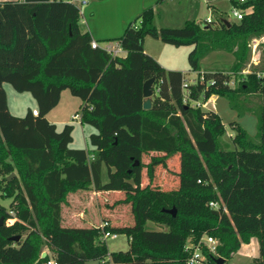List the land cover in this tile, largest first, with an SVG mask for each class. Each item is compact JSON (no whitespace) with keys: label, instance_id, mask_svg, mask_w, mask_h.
<instances>
[{"label":"trees","instance_id":"16d2710c","mask_svg":"<svg viewBox=\"0 0 264 264\" xmlns=\"http://www.w3.org/2000/svg\"><path fill=\"white\" fill-rule=\"evenodd\" d=\"M230 1L242 10L240 19H210L201 25L186 19L179 26L156 27L155 8L145 7L112 39L125 51L114 57L91 46L93 39L80 30V9L72 0L0 1V194L12 198L10 209L0 204V264H44L50 254L41 257L43 247L53 253L56 264H85L90 259L186 264V238L196 241L202 234L218 241L214 254L201 248L207 258L203 264H214L217 257L223 264L251 238L257 243L252 264H264V105L257 119V141L231 122L234 148L225 149L220 146L224 127L219 116L190 104L212 94L230 100L238 93L264 95V71L246 72L230 87V75L200 68L203 56L221 50L232 56L229 72L237 75L251 40L264 36V0ZM145 35L192 45L186 59L196 81L187 84L186 104L184 74L164 69L146 54ZM150 77V107L143 109L141 85ZM4 83L30 92L37 115L31 108L23 116L12 114ZM64 89L82 100L80 121L96 129L89 134L90 148L69 146L72 123L58 129L46 118ZM175 154L176 187L162 189L161 181L152 185L156 167H165ZM89 189L123 192L115 203L128 204L132 223L110 226L104 220L108 225L103 228L63 226L61 209L68 195ZM171 208L174 216L165 211ZM9 210L15 221L6 225ZM148 220L163 228L145 229ZM103 231L124 234L127 248L109 251L100 239ZM16 235L20 239L13 241Z\"/></svg>","mask_w":264,"mask_h":264},{"label":"rangeland","instance_id":"374dc122","mask_svg":"<svg viewBox=\"0 0 264 264\" xmlns=\"http://www.w3.org/2000/svg\"><path fill=\"white\" fill-rule=\"evenodd\" d=\"M75 1L79 3V0ZM195 1H197V3L192 6V10H190L191 3L189 0H163L156 2L151 5L155 8L153 24L156 27L179 26L184 20L192 19L194 22L201 25L204 23L203 19L206 16H209L214 23H217L221 19L227 22L236 21L231 14V9H236L237 7L234 6L230 0H212L209 5L203 0ZM85 8L87 7L83 5L82 13H84ZM188 11H190V13H188ZM86 15L85 13V16ZM83 17L82 15L80 16V29L84 28V23L82 22ZM148 37L151 38V36ZM152 39L156 38L152 37ZM151 46L153 48L152 50L157 54V62L161 67L162 64H164L166 66L185 68V70L180 71L178 69L163 67L166 70L180 71L184 74L187 82H190V79H196V75L187 68L188 61L186 59V54L191 49V44L173 45L158 39V42H153ZM200 62V68L203 70L219 69L225 74L230 75L228 85L230 87H235L237 81L241 79V75H244L246 72L254 69L257 73L261 74L264 71V36L256 41L251 40L247 61L237 75L230 74L229 66L232 62V56L224 51L214 50L208 52L203 56ZM4 89L7 94L10 112L13 114L22 116L29 108L37 105L36 100L28 91L18 92L9 83H4ZM201 102L203 103L201 108L214 111L223 124L224 134L220 137L221 148H234L230 139V136H232L234 132L230 127L231 122L243 128L253 140L257 141V119L264 105L263 94L259 92L248 94L238 93L234 100H230L225 96L212 94L207 99L201 100ZM81 104L82 100L79 97L72 95L68 89H64L61 91L58 104L46 114V117L50 120H65V123L73 124L72 141L69 143V146L72 148H83L87 145L88 148H90L89 134L96 132L93 126L82 123L79 118H72L73 114H80ZM56 122L54 123L57 125L58 129H60L62 124ZM147 159L148 155L143 156L141 160L146 162ZM177 170L178 155L175 154L166 161L165 167H156L152 185H158V181H161L162 185H160V187L162 189L175 188L177 184ZM141 175V184H145L146 178L144 176V168L141 170ZM103 180H107V174L104 175ZM93 195L94 198L90 204L88 203V199L90 198L89 193H82L76 200H73L72 197L69 196L67 203L62 205L61 224L63 226H91L89 224L90 221L92 224H95V220H98L99 223L108 220L110 226L130 225L132 223L128 204L115 203L117 199L123 198V192H120V194L93 193ZM11 200L12 198H4L0 194V204L5 206L7 210L10 209ZM82 210H85L84 213L86 215H84V217L78 215L79 211ZM92 214L95 219L90 217ZM86 216L89 217L87 218V222L85 221L87 220L85 219ZM144 228L157 230L163 228V226L148 220L144 223ZM106 245L109 251L125 250L127 248V238L124 234H118L116 238L108 237L106 239ZM42 250L53 256V253L47 247H43ZM256 256L257 243L254 238H251L248 243L241 245V247H239V249L223 264H252ZM85 264L111 263H104L98 259H90L87 260Z\"/></svg>","mask_w":264,"mask_h":264},{"label":"crops","instance_id":"0c3cea01","mask_svg":"<svg viewBox=\"0 0 264 264\" xmlns=\"http://www.w3.org/2000/svg\"><path fill=\"white\" fill-rule=\"evenodd\" d=\"M203 1L209 5V3L212 0H210V1L203 0ZM72 2L76 3L75 0H72ZM189 2L191 3L190 10H192V8H193L192 6H194V4L197 3V1L189 0ZM155 3H156V0H92V1L87 0V3L85 4V6L87 8H85L84 13L81 14L82 17L84 15L83 20H82V22L84 23V28H82L80 30L89 32L92 39L98 41L100 43V45H103L106 41H117V40H112V39H116L117 37H119L123 33V28L126 25V23L129 20H131L136 14H138L145 6L148 7V6H151ZM78 4L79 3H76V5H78ZM85 13L87 14L86 16H85ZM188 13H190V11H188ZM79 22H81V21H79ZM148 36L149 35H145L143 37V42H142L143 51L146 54H148L149 56L151 55L152 58L154 57L157 61L158 60L157 54L152 50L153 48L151 45L153 44V42H158V39H152V37L150 38ZM191 48H192V45H191ZM124 55H125V51H123L121 53V56H124ZM186 56H187V54H186ZM162 67L169 68V69H178L180 71L185 70V68L166 66L164 64H162ZM187 68H188V70H190L189 65ZM201 70H203V69H201ZM192 73L195 74L194 72H192ZM6 97H7V94H6ZM7 105H8V109H9L8 98H7ZM33 108H37V105L31 107V109H33ZM9 111H10V109H9ZM14 115L20 116L19 114H14ZM48 121L52 122V123L57 121L56 123H61L62 125L65 123V120L60 121V120L48 119ZM83 148L87 149L88 145L83 147ZM91 157H92V155H89V159H91ZM106 171H107V169L104 166L103 167V177H104V175H106ZM82 193L83 194L89 193L90 198L88 199V203L90 204L94 198L93 193H95V194H100V193H105V194L117 193V194H120V191H95L93 189L79 190L75 193L69 194L68 197L71 196L73 200H76L78 198V196L81 195ZM84 211L85 210L79 211L78 215L81 217H84V215H86L84 213ZM93 216H94L93 214L90 215L91 218L95 219V217H93ZM87 218H89V217L86 216L85 219H87ZM98 219H100V218H98ZM85 221L87 222L88 219ZM95 221H96L95 224H92L91 221L89 224L91 226H95V225L100 224L98 222V220H95ZM241 245H243V244H241ZM241 245H240V247H241ZM46 253H48V252H46Z\"/></svg>","mask_w":264,"mask_h":264},{"label":"built area","instance_id":"2783aa9c","mask_svg":"<svg viewBox=\"0 0 264 264\" xmlns=\"http://www.w3.org/2000/svg\"><path fill=\"white\" fill-rule=\"evenodd\" d=\"M238 3H242L245 0H234ZM87 3V0H80L79 4L77 5L80 9V13L82 14V6L85 5ZM231 14L232 16L238 20L241 18L243 12L242 10H240L239 8H233L231 9ZM210 17L206 16L203 21L208 22L210 21ZM254 41H256L257 39H253ZM91 46L93 48H98L101 47L102 49H104L107 53H109L111 56H121V53L123 52V48L120 44L119 41H106L103 45H100V43L96 40H92L91 41ZM201 79V78H199ZM196 80H192L190 79V82H187L186 79L184 81H182L181 83V89L183 91V95H182V103L186 104L189 101V98L186 95V88H187V84L188 83H193ZM190 104L192 106H203V103L201 102V100L199 99H194V100H190ZM32 113L33 115H37L38 110L36 108L32 109ZM80 114L75 113L72 118L73 119H80ZM210 206H215L216 204L214 202H209L208 203ZM9 214L10 216H8L5 219V224L6 225H10L15 221V215L14 212L12 210H9ZM108 225L107 221H102L99 224L100 228H103L105 226ZM117 233L114 232H110V231H103L102 235L100 237V239L102 241H106V239L108 237L111 238H116L117 237ZM218 245V241L215 237L210 236L208 234H202L196 241H192V239L190 237H187L183 246V249L188 251V257L186 260V264H203L207 261V258L205 256V254L202 252V247H204L206 249L207 253H211L214 254L215 250H216V246ZM44 264H56L54 258L49 255V259L44 263Z\"/></svg>","mask_w":264,"mask_h":264},{"label":"water","instance_id":"95a60500","mask_svg":"<svg viewBox=\"0 0 264 264\" xmlns=\"http://www.w3.org/2000/svg\"><path fill=\"white\" fill-rule=\"evenodd\" d=\"M227 22L224 20V23ZM228 24V23H227ZM152 81H153V78L150 77L148 79H146L145 81H143L142 85H141V94H142V97L144 98L142 103H141V106L143 109H147L150 107V99H151V94H152V91H151V84H152ZM134 165L137 164V161H134L133 162ZM12 175H14V173H12ZM167 213L171 214L172 216H174L175 214V209L174 208H171V209H166L165 210ZM3 224V217H0V225ZM11 239L13 241H17L20 239V236L19 235H16V236H12ZM46 254L45 251H43L41 253V257H44ZM223 262V258L222 257H217L215 258L214 260V264H221Z\"/></svg>","mask_w":264,"mask_h":264}]
</instances>
